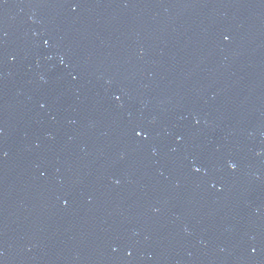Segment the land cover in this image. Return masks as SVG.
Segmentation results:
<instances>
[{
  "label": "water",
  "instance_id": "95a60500",
  "mask_svg": "<svg viewBox=\"0 0 264 264\" xmlns=\"http://www.w3.org/2000/svg\"><path fill=\"white\" fill-rule=\"evenodd\" d=\"M0 264H264V0H0Z\"/></svg>",
  "mask_w": 264,
  "mask_h": 264
},
{
  "label": "snow or ice",
  "instance_id": "6c2138e0",
  "mask_svg": "<svg viewBox=\"0 0 264 264\" xmlns=\"http://www.w3.org/2000/svg\"><path fill=\"white\" fill-rule=\"evenodd\" d=\"M235 165H233V167H234Z\"/></svg>",
  "mask_w": 264,
  "mask_h": 264
}]
</instances>
